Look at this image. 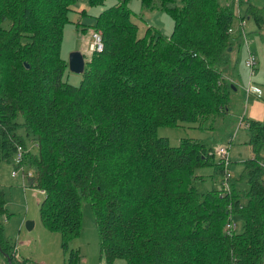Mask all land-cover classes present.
I'll return each mask as SVG.
<instances>
[{"label": "trees", "instance_id": "trees-1", "mask_svg": "<svg viewBox=\"0 0 264 264\" xmlns=\"http://www.w3.org/2000/svg\"><path fill=\"white\" fill-rule=\"evenodd\" d=\"M105 1L86 0L91 7ZM139 1L169 13L170 34L147 25L138 35L128 0H116L91 25L103 50L83 55L80 83L72 85L60 46L76 0H0V163H13L22 147L28 184L44 192L40 220L61 234L65 264H80L67 244L81 229L82 202L94 215L106 263L263 264L264 122L241 117L249 152L232 177L227 152L215 155L219 144L182 138L171 146L156 128H204L228 111L233 19L261 29L264 5ZM205 166L218 175L214 187L197 172ZM6 213L0 187L2 264H27L4 238ZM233 215L241 232L226 228Z\"/></svg>", "mask_w": 264, "mask_h": 264}, {"label": "rangeland", "instance_id": "rangeland-1", "mask_svg": "<svg viewBox=\"0 0 264 264\" xmlns=\"http://www.w3.org/2000/svg\"><path fill=\"white\" fill-rule=\"evenodd\" d=\"M249 1L257 6L264 5V0ZM115 2L116 0H106L104 5L91 7L88 6L86 0H76L75 8L68 13L69 21L63 27L60 46V55L63 59L68 62L70 54L75 50L80 51L86 57L90 56L93 31L91 25L94 23L95 16ZM128 8L133 13L132 20L138 25V35L143 33L147 25L157 29L165 36L170 34L173 20L169 13L163 9L142 8L139 0H128ZM83 10H85L84 13ZM242 11L243 6H240L241 14ZM236 23L237 19L234 18L231 25V37L235 39V42L232 48H229V60H234V67L233 70L225 67L224 71L235 87L231 88L230 99L226 101L228 111L217 116L214 120L203 123L204 128L197 127V123L192 122H177L174 125L156 128V135L166 138L171 146L177 145L182 138L200 140L209 146L225 144L231 177L235 176L238 170L239 165L236 161L241 157L248 156L249 151L248 145L242 144L246 135L244 134L245 123L241 117L248 118V105L252 100L251 95L245 96V88H248L251 83L259 85L260 82L263 84V87L259 85L260 88L264 89V25L258 29L253 20L245 18L244 41L242 37H239L241 32L236 29ZM247 46L256 57L252 69L244 67ZM233 78L234 80H232ZM64 80L69 84L78 85L81 74L69 71L65 74ZM263 95L264 90L258 96L262 98ZM230 139L231 144L227 145V141ZM214 160L217 161V158L214 157ZM12 169H14L12 162L3 161L0 163V184L4 189L5 200L8 204L6 215L1 217L4 238L16 244L21 260L26 259L27 264H65L66 254L61 247V234L58 231L45 228L39 217V203L43 195L38 189L30 186L26 178H22L20 170H18L17 177H12L10 174ZM197 172L204 176V180L208 181L205 183V187L211 188V186L217 185L218 175L215 174L212 166H205L198 169ZM81 211V229L78 235L71 238L67 244L69 249L79 251L80 264H127L121 258L106 263L100 254L99 232L90 205L87 202H82ZM20 214L25 221L34 222L35 226L31 229H28L26 224L19 227L15 220ZM232 223L234 232H241L242 221L238 215L232 216ZM2 263L3 259L0 255V264Z\"/></svg>", "mask_w": 264, "mask_h": 264}, {"label": "built area", "instance_id": "built-area-1", "mask_svg": "<svg viewBox=\"0 0 264 264\" xmlns=\"http://www.w3.org/2000/svg\"><path fill=\"white\" fill-rule=\"evenodd\" d=\"M244 20H241L240 24L243 25ZM92 40H91V50L92 51H102L103 50V41H102V36H101V32L98 30H93L92 31ZM255 57L253 55H248L245 59H244V65L246 67H248L249 69H252L253 65L255 64ZM246 92H255L256 94L259 93V89L257 87H255L254 85L249 84L248 88L245 89ZM226 148L224 146L219 147L216 149L215 151V155L217 157H223L224 154H226ZM22 156H23V150L21 146H18L16 148V151L14 153V157H13V166L14 169L11 170V175L13 177L18 175V170H20L22 172V178H29L31 176V173L27 170H25L22 166H21V162H22ZM261 166L264 168V162L261 163ZM40 194H42L44 196V192L40 191ZM227 229L233 228L232 224H227L226 225ZM16 250V248H15ZM17 259L21 260V257L19 256V254L17 253Z\"/></svg>", "mask_w": 264, "mask_h": 264}, {"label": "crops", "instance_id": "crops-1", "mask_svg": "<svg viewBox=\"0 0 264 264\" xmlns=\"http://www.w3.org/2000/svg\"><path fill=\"white\" fill-rule=\"evenodd\" d=\"M243 26H244V23H243ZM236 29L241 32L239 36L242 37L243 40L245 41V35L243 33V27H241V26L238 25V21L236 23ZM246 55L247 56L248 55H253L251 53V51L249 50L248 46H247V53H246ZM255 60H256V57H255ZM244 67H245V65H244ZM253 74H254V71H253ZM232 80H234V78ZM258 84L261 85V87H263V84H261L260 82ZM251 85H254L255 87H257L259 89V93L256 94L255 92H246V90H245V96L246 97L248 95H251L252 96V100H251V102L248 105V111H247L248 118L255 119V120H258L260 122H263L264 121V102H263L264 101V99H263L264 95L262 96V98L260 96H258V95H260V93H262V91L264 89L260 88V86L257 85L256 83H254V84L251 83ZM257 97H260V98H257ZM220 146H223V145L220 144ZM10 174H11V172H10ZM15 177H17V176H15ZM0 187L2 188V185L1 184H0ZM18 188H20V187H18ZM3 191H4V189H3ZM4 198H5V192H4ZM7 206H8V204H7V201L5 200V207H6V209H8ZM15 221H16V223H17V225L19 227H21L23 224H26V226H27L28 229H31V228H33L35 226V223L34 222H30L29 220H26L25 221V219L22 217L21 214L16 217V220ZM16 249H17V247H16ZM17 253H18V249H17Z\"/></svg>", "mask_w": 264, "mask_h": 264}, {"label": "water", "instance_id": "water-1", "mask_svg": "<svg viewBox=\"0 0 264 264\" xmlns=\"http://www.w3.org/2000/svg\"><path fill=\"white\" fill-rule=\"evenodd\" d=\"M84 63H85V59L80 51L75 50L70 54L68 60V67L70 71L81 74L84 71ZM231 88L232 89L235 88L233 84H231ZM8 262H10L9 259Z\"/></svg>", "mask_w": 264, "mask_h": 264}]
</instances>
